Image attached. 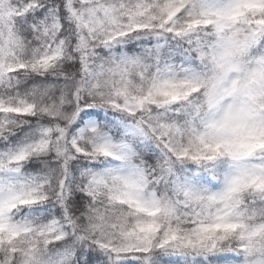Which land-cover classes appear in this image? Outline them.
Masks as SVG:
<instances>
[{"label":"snow or ice","instance_id":"obj_1","mask_svg":"<svg viewBox=\"0 0 264 264\" xmlns=\"http://www.w3.org/2000/svg\"><path fill=\"white\" fill-rule=\"evenodd\" d=\"M0 264H264V0H0Z\"/></svg>","mask_w":264,"mask_h":264}]
</instances>
